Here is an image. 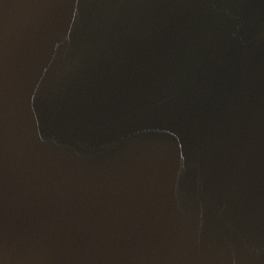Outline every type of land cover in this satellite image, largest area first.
Segmentation results:
<instances>
[{
  "label": "water",
  "instance_id": "95a60500",
  "mask_svg": "<svg viewBox=\"0 0 264 264\" xmlns=\"http://www.w3.org/2000/svg\"><path fill=\"white\" fill-rule=\"evenodd\" d=\"M0 264H264V0H0Z\"/></svg>",
  "mask_w": 264,
  "mask_h": 264
}]
</instances>
